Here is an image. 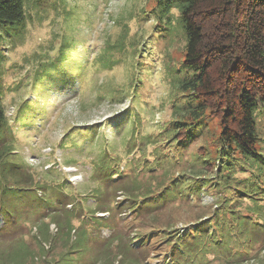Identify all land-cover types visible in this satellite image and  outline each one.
I'll return each mask as SVG.
<instances>
[{
    "label": "rangeland",
    "instance_id": "1",
    "mask_svg": "<svg viewBox=\"0 0 264 264\" xmlns=\"http://www.w3.org/2000/svg\"><path fill=\"white\" fill-rule=\"evenodd\" d=\"M42 4L33 6V18L27 19L24 27L0 29V99L6 109V119L0 124V264H156L169 249L165 237L176 228L186 233L194 222L210 217L215 206L222 216H239L235 223L224 221L219 232L233 225L238 231L244 229L251 240L261 237V102L254 110L255 155L237 151L230 155L222 150L220 121L212 115L189 126L194 136L191 143L172 147L175 158L178 153L183 155L173 173L185 170L188 180L197 178L193 182L200 184L199 195L182 186V193L167 198L160 208L150 206L135 217L129 215L126 221V208L121 205L120 212L114 210L97 226L87 216L89 205L98 210L90 196L82 202L78 217L71 220L77 229L80 226L91 232L82 246L76 241L78 230L72 233L74 240H63L68 225L53 222L48 229L51 180H65L67 185L77 186L76 191L91 193L98 185L92 177L93 162L105 144L110 146L108 152L120 154L118 170L123 175L131 173L130 168H124L129 158L123 148L129 122L154 133L177 121L173 112L181 110L185 101L197 100H188L179 90L188 70L184 63L186 41L181 21L176 20L177 1L42 0ZM103 56L113 65L104 67ZM96 124L97 136L87 141L83 128ZM204 147L208 151L205 157L200 155ZM152 149L149 145L146 158L155 164ZM168 149L162 148L164 154ZM131 163L135 165V160ZM164 170L158 169L159 175L153 178L150 171L136 178L143 186L156 184L166 178ZM133 181L125 177L103 188V201L114 205L123 200L127 193L120 194L118 189L133 190ZM169 181L165 180V185ZM57 219L64 220L63 210ZM224 238L209 243H231ZM145 240L148 245L143 244ZM219 260L224 263L225 257ZM219 260L210 264H220ZM258 263L264 264L263 254Z\"/></svg>",
    "mask_w": 264,
    "mask_h": 264
},
{
    "label": "trees",
    "instance_id": "2",
    "mask_svg": "<svg viewBox=\"0 0 264 264\" xmlns=\"http://www.w3.org/2000/svg\"><path fill=\"white\" fill-rule=\"evenodd\" d=\"M168 1H177L179 4L174 5L179 11L176 20L177 23L181 21L180 27L186 41L184 63L188 71L179 90L186 94L188 100L191 101L192 98L197 102L185 101L181 110L175 109L173 112L175 117H178L177 121L172 122L170 127L154 133L145 131L141 127L136 128L134 122H129L130 127L126 129L123 148L129 158L124 168H130L131 173L123 175L118 170L120 154L108 152L109 145L105 144L93 162L95 173H92V177L98 181V185L91 189V193L90 191L82 193L83 191L79 189L76 191L78 187L67 185L65 180L57 183H53L56 180L49 182L50 197L47 203L52 209L49 210L52 219L47 225L48 229L53 222L59 223L61 227L68 225L67 232L62 236L63 240L73 239L72 233L76 230H78L76 241L81 246L89 239L91 232H86L80 226L77 229L71 220L78 217V210L84 207L82 202L88 200L90 196L94 198L98 210H94L92 205H89L86 208L87 216L97 226L102 223L101 219L106 215L111 217L114 210L120 212L121 205L126 208V221L131 215L135 217L139 212L149 210L150 206H154L155 209L160 208L167 198L175 199L179 196L182 193V186L191 194L199 195L201 188L200 184L195 183L197 178L191 182L186 178L188 174L185 170L176 175L173 173L174 165L183 160V155L178 153L175 158L172 147L177 144L186 147L191 143L194 136L189 126L198 124L208 115L216 116L220 121L221 131L218 140L221 142L222 150H228L230 155L236 151L242 155L257 153L258 135L254 110L259 102L264 105V0ZM37 3L42 4V0H0V29L14 25L24 27L27 19L33 18V6ZM169 10L170 7L168 12ZM169 15L172 20L171 10ZM102 64L104 67L113 65L105 56ZM176 87L175 85L174 88ZM5 119L6 109L0 99V124ZM96 127L97 124L92 128H83L85 133H88L87 141H92L97 136L99 128ZM201 134H205L204 130ZM105 135L104 132L102 136ZM67 138L71 136L68 135ZM149 145H153L152 154L155 157V164H151L146 158ZM164 146L169 148L166 154L162 150ZM206 151L205 147L202 148L200 155L205 157L208 153ZM137 153L140 157H137ZM132 160H135V165L131 163ZM71 162L73 161L66 163ZM161 167L165 169L162 173L166 178L156 184L149 182L143 186V183L136 178L140 173L147 171H150L151 178L156 177ZM125 177L134 178L135 188L133 190L119 188L120 194L127 193V196L114 205L104 202L101 197L103 188L114 186L113 183L117 179ZM168 179H170L169 184L165 185V180ZM153 196L156 198L148 199ZM217 208L218 206H215V210L206 220L194 222L193 228H189L186 233L176 228L170 236L161 238L160 243L162 239L164 242L167 240L169 249L166 248L163 259L156 264H210L212 260L224 257L225 262L219 260L220 264H244V262L257 264L260 256L264 255V229L259 233L262 236H257L254 240L245 234L244 229L238 231L233 225L219 232L224 226V221L230 219L235 223L239 216L229 217L226 214L222 216L217 212ZM61 210L64 214L63 221L57 219ZM97 212L106 214L97 215ZM244 217L249 216L244 215ZM166 232L169 235L168 230ZM114 237L117 239L116 236ZM223 237L231 240V243H209L213 240L217 243L219 242L217 239ZM234 238H243L244 241H237ZM143 244L148 245L146 240ZM209 255L212 256L211 259Z\"/></svg>",
    "mask_w": 264,
    "mask_h": 264
}]
</instances>
